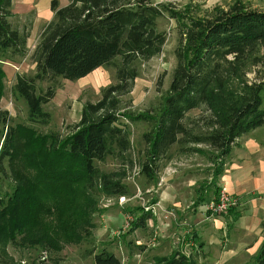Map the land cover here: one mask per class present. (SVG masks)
Instances as JSON below:
<instances>
[{
  "label": "trees",
  "instance_id": "obj_1",
  "mask_svg": "<svg viewBox=\"0 0 264 264\" xmlns=\"http://www.w3.org/2000/svg\"><path fill=\"white\" fill-rule=\"evenodd\" d=\"M12 2L0 0V101L6 76L1 60L14 61L29 53L33 26L32 15L22 25L14 23ZM51 8L54 17L40 34L31 56L36 74H18L13 86L14 93L28 105V121L50 122L51 114L44 105L55 97L61 78L75 81L101 66L115 65L119 82L106 87L97 102L88 101L80 122L62 139L40 135L32 125L13 123L9 110L0 105V246L16 241L19 233L23 234L21 244H47L55 249L62 247L61 236H65V243L82 240L71 219L75 220L82 209L85 215L86 207L75 205L83 181L90 187L98 183L109 196L128 194L119 180L97 167L96 161L128 158L131 130L124 120L136 119L122 113L121 101L133 90L138 76L136 61L150 60L163 51L167 32L159 28L160 17L176 21V66L160 112L137 116L155 122L154 132L146 134L150 148L143 173L153 177V165L174 144L186 152L200 153L196 146L185 147L206 144L215 150L219 178L225 157L237 140L264 124V77L260 82L246 79L249 63L264 66V10L242 0H235L229 8L217 6L207 16H194L189 7L182 11L152 0H69L65 6L52 0ZM117 56H121L119 62ZM44 81L48 87L38 88ZM195 109L207 113L200 116L203 128L189 124L195 120L189 116ZM23 134L28 141L19 147ZM21 157L35 172L20 174L22 180L18 178L13 191L2 194L9 166ZM148 217L140 216L138 223L145 226ZM157 261L198 264L181 252ZM95 262L122 264L108 249L96 254ZM251 264H264V245Z\"/></svg>",
  "mask_w": 264,
  "mask_h": 264
},
{
  "label": "rangeland",
  "instance_id": "obj_2",
  "mask_svg": "<svg viewBox=\"0 0 264 264\" xmlns=\"http://www.w3.org/2000/svg\"><path fill=\"white\" fill-rule=\"evenodd\" d=\"M42 12L47 14L54 12L51 7L52 0H32ZM60 6H65L67 0H57ZM159 3L170 4L177 10L189 7L194 16H207L212 14L215 7L229 8L235 0H152ZM252 8L264 10V0H242ZM32 11L23 16H16L14 23H24ZM20 21V22H19ZM40 21L34 28L30 42L39 32ZM159 28L167 32V41L163 51L150 60L139 59L136 61L138 76L135 79L133 90L124 95L121 101L122 113L131 115L134 121H126L131 130L132 148L127 153L128 158L108 157L105 161H96L97 167L110 174L115 180H119L128 191L126 195L109 196L103 188L95 183L91 186L87 181L79 184V194L76 206L86 207L72 218L77 234L82 240L74 243H65V236L60 237V249L48 247L47 244L29 245L21 244L23 234L17 235L16 241L3 242L0 246V264H96L95 255L103 249L113 252L122 261V264H159L157 261L161 255H169L178 248V242L190 241V235L195 229V221L198 220L197 212L205 214L210 210L219 197L222 189L215 191L214 186L206 193L205 200L198 202L197 195L201 189L202 181L208 184L210 173L218 167L215 150L209 145L188 144L185 148L196 146L200 152H186L183 146L174 144L168 153L154 164L153 177L143 173L142 165L148 155L150 142L146 134L153 133L155 122L138 118L141 114L157 115L160 112L163 100L168 94L172 81L173 69L176 66L175 49L178 45V32L176 21L169 17L158 19ZM38 41V40H37ZM34 41L26 56H18L14 61L1 60L5 69L4 96L0 101L3 109L9 110L13 123L32 125L40 135H54L57 138L68 136L76 124L81 120L82 110L88 102H97L103 96L106 87L119 82L118 68L115 65L101 66L85 77L72 81L60 79V87L55 97L44 109L51 114L48 124L28 121V105L22 97L14 93L13 86L18 74L33 76L36 74V65L32 59V53L37 45ZM121 56L116 57L120 61ZM246 79L260 82L264 77V66L248 64ZM38 88L48 87V82H39ZM40 92V90H39ZM264 110V89L262 91ZM207 114V113H206ZM200 109L189 113L194 121L189 122L193 128L204 127L200 116L206 115ZM24 133V132H22ZM26 134L18 140L19 147L27 143ZM23 158L9 166L8 177L3 180L2 194L12 192L18 180H22L24 173H33L32 166ZM27 163V164H26ZM17 173V175H16ZM21 174V175H20ZM19 178V179H18ZM21 182V181H20ZM171 187L170 195H181L184 202L182 209L176 205L163 208L159 201H166L164 193ZM219 191V192H218ZM217 192V193H216ZM169 195V196H170ZM211 198H207V196ZM208 196V197H209ZM172 197V196H170ZM177 201L176 196H174ZM157 202H159L157 204ZM199 204V205H196ZM152 212L154 218L148 226L138 223L139 217L145 212ZM227 211L226 213H228ZM222 213V214H226ZM56 218V216H53ZM49 220L55 223V220ZM156 218V219H155ZM48 219V217L46 218ZM178 223V225L176 224ZM141 225V226H140ZM56 233L54 230H51ZM181 246V245H180ZM190 247V246H188Z\"/></svg>",
  "mask_w": 264,
  "mask_h": 264
},
{
  "label": "crops",
  "instance_id": "obj_3",
  "mask_svg": "<svg viewBox=\"0 0 264 264\" xmlns=\"http://www.w3.org/2000/svg\"><path fill=\"white\" fill-rule=\"evenodd\" d=\"M155 3L159 2L155 1ZM35 6L37 5L32 0L12 2L13 20L16 16L20 17L35 11L32 14L31 35L40 21L39 32L35 38L31 42V35L28 38V47L39 40L43 29L55 14L50 12L43 15L38 6ZM22 24L20 22V25ZM216 171L214 168L210 173L208 184L202 181L203 185H200L201 189L197 195L198 202L205 200L206 193L209 191L208 194H211L212 191L208 189L214 186L213 196L217 195H215L217 188L223 189L236 197L237 203L228 213L221 215L210 212L203 214L201 207L198 206V220L194 222L195 229L190 235L191 240L186 241L184 237V241L178 242L179 246L174 252L161 257L181 252L195 259L198 264H251L264 245V124L237 140L231 152L225 157L224 170L219 178L216 177ZM165 189H167L164 193L166 201H159L161 206L167 208L176 205L181 210L184 205L181 195L177 193L170 195V191H173L171 187ZM208 196L207 198H211ZM145 214L149 216L145 221L147 227L154 214L150 211Z\"/></svg>",
  "mask_w": 264,
  "mask_h": 264
},
{
  "label": "built area",
  "instance_id": "obj_4",
  "mask_svg": "<svg viewBox=\"0 0 264 264\" xmlns=\"http://www.w3.org/2000/svg\"><path fill=\"white\" fill-rule=\"evenodd\" d=\"M237 203L236 197L225 190H221L216 202L211 205L210 210L213 213L222 214L229 211Z\"/></svg>",
  "mask_w": 264,
  "mask_h": 264
}]
</instances>
